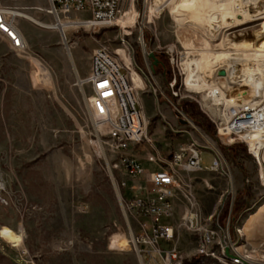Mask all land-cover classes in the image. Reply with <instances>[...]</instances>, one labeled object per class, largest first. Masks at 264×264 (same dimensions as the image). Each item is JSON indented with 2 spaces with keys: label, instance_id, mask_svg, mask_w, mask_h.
<instances>
[{
  "label": "rangeland",
  "instance_id": "rangeland-1",
  "mask_svg": "<svg viewBox=\"0 0 264 264\" xmlns=\"http://www.w3.org/2000/svg\"><path fill=\"white\" fill-rule=\"evenodd\" d=\"M183 1L150 0L145 4L143 0H122L121 25L80 27L64 22V37L61 29L16 16L27 45L24 52L15 50L0 31V264H142L132 242L134 218L123 206V197L135 191L133 184L126 189L116 187L112 175L116 181L120 176L112 168L108 146L99 138L90 109V87L81 82L88 75L92 51L101 44L113 51L125 50L132 57V75L138 72L143 79L142 83L136 78L135 84L144 112L154 105L143 102L142 96H155V87L162 107L191 121L182 127L190 134L177 136V142L187 143L190 135L202 145L217 148L226 160L228 174L210 170L183 173L190 187L182 185L177 190L174 223L181 226L188 208L206 220L219 214L221 223L230 216L232 238L255 261L263 260L264 164L245 143L218 136L216 115L206 106H212L210 89L190 90L184 81L187 61L201 58L215 71L222 53L244 58L250 50L264 49V10L258 5L251 9L253 16L233 15L231 24L214 30L199 16L220 9V1L198 0L201 4L193 10L194 5L188 3L178 9L175 5ZM0 6L27 12L46 23L56 21L48 12V0H0ZM90 17L89 11L71 15L73 20ZM150 52L159 60L154 68ZM36 60L51 74L48 85L38 78L40 70L42 76L47 71ZM221 70L225 69L211 78L224 84L227 94H232V87H244L242 81L219 78ZM175 74L177 96L169 86ZM257 95L264 100V94ZM154 125L153 121L148 124L149 133ZM213 158L211 150H202L204 167H210ZM189 193L193 204L187 198ZM255 211L263 215L246 228ZM233 223L244 227L243 239ZM3 227L22 231V245L5 241ZM196 237L184 228L179 231V246L189 261L197 257ZM145 260L148 262V256Z\"/></svg>",
  "mask_w": 264,
  "mask_h": 264
},
{
  "label": "built area",
  "instance_id": "built-area-1",
  "mask_svg": "<svg viewBox=\"0 0 264 264\" xmlns=\"http://www.w3.org/2000/svg\"><path fill=\"white\" fill-rule=\"evenodd\" d=\"M121 1L48 0V12L55 16L56 21H61V17L68 18V22L74 23V26H109L117 23L122 13ZM143 2L146 4L150 0ZM75 11H89L91 17L86 20H73L71 15ZM0 31L9 38L15 50L22 52L26 50L27 45L24 43L15 16L3 6H0ZM137 67L142 70L138 65ZM131 71L132 68L125 65L118 51L101 44L92 51L88 75L81 82L90 87V109L99 130V138L108 146L113 157L112 168L120 176L116 181L112 175L114 183L118 189H126L132 182V188L135 190L133 195L123 197L125 203L123 206L134 218L136 233L133 234L132 242L141 263L245 264L246 258L239 251V244L230 233V216L226 223H221L219 214L216 219L211 216L207 221L199 213L188 208L181 226L174 223L177 190L182 185L190 187L188 181L184 180L183 173L210 170L228 174L226 160L215 147L202 145L190 135L188 142L181 144L177 151L167 156L161 154L148 131V122L138 88L132 81ZM178 72L180 74L179 69ZM214 83L218 85L219 81ZM176 84L175 74L169 82L174 96L179 95ZM153 91L156 94L155 87ZM214 112L218 136L224 137L228 142H243L250 151L249 134L255 131L264 134L263 99L258 104L253 101L241 105L232 104L226 108L222 116L218 104ZM181 115L183 116L182 113ZM185 119L188 120V124L191 123L187 117ZM170 128L176 134H188L185 129H175L173 126ZM143 145L150 148L147 160L158 165L157 170L148 172L138 160L135 150ZM203 149L214 153L210 167H204L201 163ZM140 181L143 184L136 186L135 183ZM191 195L187 194V198L193 204ZM234 224L236 234L243 239L245 235L243 226L237 223L235 227ZM183 228L197 236L196 256L201 258L199 262L189 261L179 246V231ZM145 256H148V262Z\"/></svg>",
  "mask_w": 264,
  "mask_h": 264
},
{
  "label": "bare ground",
  "instance_id": "bare-ground-1",
  "mask_svg": "<svg viewBox=\"0 0 264 264\" xmlns=\"http://www.w3.org/2000/svg\"><path fill=\"white\" fill-rule=\"evenodd\" d=\"M197 1L198 0H184L182 3H180L179 5H175V6H177V8L179 9L181 5L184 6L185 3L193 4L194 5V7L192 8L193 10L197 6L199 7L201 4V3H198ZM208 1L210 3H213L211 2L212 0H208ZM213 1H220L222 3V5L220 3L221 5L220 9L218 8V10H216L215 8H213L212 10H210V12L205 13L204 15H200L199 18L205 17L203 19H205L206 21H209V24H210L209 26H212L214 30H220L221 28L225 26L224 24L230 23L229 20L233 18L232 17L233 15L239 17V15H241L240 13H242L243 16L245 17L244 19H246V18H249L250 16H253L252 14H250L252 12L251 9L253 10L254 8H257L258 5H261L260 7H262V10H264V0H234V1L233 0H213ZM233 3H236V5L233 6L232 5ZM248 6L249 8L247 9L246 7ZM241 7H244V9H241ZM223 11H228L232 15L225 13V12L223 13ZM9 13L15 17L19 16L21 18L30 20L31 22L37 25H40L45 28H50V29H54V28L61 29V23L68 22L62 19L61 21H55V23H46V22H43L33 17L29 13L22 12L20 10H9ZM195 17L197 16H194L193 18ZM117 22L119 23V24L117 23L118 25H121L120 18L117 20ZM239 22L242 23L244 22V20H239ZM61 32L64 37V34L66 31H64V29H61ZM140 39L143 40L142 37ZM24 43L26 44L25 38H24ZM250 51L251 53L248 55L245 54L244 58L242 56L233 57L231 56V54L222 53V56H220V58L217 61L218 68L215 71H212L210 69L211 66L207 65V63H205V61L202 60L201 58L198 60H194V61H187L185 65L186 70H187V76L184 81L185 87H188L190 90H199V91H202V89H204L205 87H208V89H210L209 97L212 102L213 108L211 105H208V104H206V106L209 109H211V111H214L217 108L216 105L218 104L222 105V108L220 107L221 116L225 112L226 108L232 104L241 105L249 101H253L255 104H258L261 100H258L260 96H258L257 94L259 93L264 94V49H255V50H250ZM118 53L121 55L122 59L125 61V65L131 68L132 57L129 56L125 50L118 52ZM244 62L246 64H243ZM247 62H249V64ZM240 66H243V67L241 68ZM44 68L47 71V75L42 76V70L38 69L40 70L38 74V78L40 82L43 84H47V82L51 83V74L45 66ZM221 68L226 70V74L224 76L220 75L221 77L219 78L224 77V79H229L232 83H237V82L242 81L243 82L242 86L244 87L246 86L247 88L244 89V87H240V88L232 87L231 90L234 89L232 94H227L225 92V87L223 86L224 84L215 85V83L212 81L211 76H213L212 75L213 73L217 74V72ZM134 71L135 70H132V74ZM44 78H46L47 81ZM216 92H219V94H216ZM255 93H256L255 95L256 97L254 96ZM212 113H215V112H212ZM249 136L251 137L250 140H248V143L250 145L251 154L258 160L260 159L261 162L264 164V134L260 133L259 131H255V132L250 133ZM261 215H263L262 212L255 211L249 217L247 221L248 223L245 224V227L249 228V225L252 222H254V219L260 217ZM243 230H244V227H243ZM1 235L5 241L15 246H20L24 242V234L22 233V231L21 233H17L8 227H3L1 230ZM238 249L245 256V258L248 259L249 261L258 263V264H264V254L262 255V258H263L262 261L261 260L255 261L253 259V255L249 254L247 250L242 249V245H240Z\"/></svg>",
  "mask_w": 264,
  "mask_h": 264
},
{
  "label": "crops",
  "instance_id": "crops-1",
  "mask_svg": "<svg viewBox=\"0 0 264 264\" xmlns=\"http://www.w3.org/2000/svg\"><path fill=\"white\" fill-rule=\"evenodd\" d=\"M66 24L70 25L71 22H67ZM61 29H64V31H66L67 27L65 26V24L62 23ZM44 75L46 76L47 73ZM136 78L141 79L142 83H143V79L138 72H135L134 75H132V81L135 87L138 88V86H136L135 84ZM152 78L155 80L153 75H152ZM141 100L143 102L150 101L154 105L153 108H150L149 111L145 112V116H146L148 124H150L151 121H153L155 124L153 130L150 131V133L160 153L163 154L164 156H167L173 151H177V149H179L180 147V143L177 142L178 141L177 136H186L185 135L186 133L180 134V135L178 133L176 134L175 132L171 130V128L168 129V126H173L175 129H180L184 126L186 127L187 125L182 124L180 122L181 117L173 113V111L170 108L166 107V105L162 107L161 100L159 99L157 94H155L154 96L152 93H145L142 96ZM157 108H159L161 113L157 112L158 111ZM149 149L150 148L147 145H143L135 150L138 160L148 172L155 171L158 169V165L147 160V152L149 151Z\"/></svg>",
  "mask_w": 264,
  "mask_h": 264
},
{
  "label": "water",
  "instance_id": "water-1",
  "mask_svg": "<svg viewBox=\"0 0 264 264\" xmlns=\"http://www.w3.org/2000/svg\"><path fill=\"white\" fill-rule=\"evenodd\" d=\"M149 56L153 59V65H152V68H154V65H157L158 63H159V60H158V58L156 57V55L153 53V52H150L149 53ZM220 75H222V76H224L225 75V70H221L220 71ZM180 122L182 123V124H187L188 123V120H186V119H184V118H180ZM117 194L119 195V198H120V194H119V192H118V189H117ZM226 252H227V254L229 255V250L227 249L226 250ZM244 263L245 264H258V263H254V262H251V261H249V260H244Z\"/></svg>",
  "mask_w": 264,
  "mask_h": 264
},
{
  "label": "trees",
  "instance_id": "trees-1",
  "mask_svg": "<svg viewBox=\"0 0 264 264\" xmlns=\"http://www.w3.org/2000/svg\"><path fill=\"white\" fill-rule=\"evenodd\" d=\"M200 257H195L194 260L192 261L193 263L199 262L200 261Z\"/></svg>",
  "mask_w": 264,
  "mask_h": 264
}]
</instances>
